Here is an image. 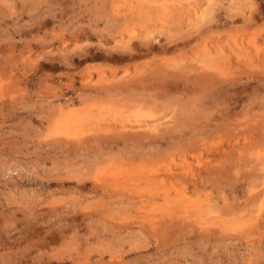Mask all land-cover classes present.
I'll use <instances>...</instances> for the list:
<instances>
[{"label": "rangeland", "instance_id": "374dc122", "mask_svg": "<svg viewBox=\"0 0 264 264\" xmlns=\"http://www.w3.org/2000/svg\"><path fill=\"white\" fill-rule=\"evenodd\" d=\"M263 220L264 0H0V264H264Z\"/></svg>", "mask_w": 264, "mask_h": 264}, {"label": "bare ground", "instance_id": "6f19581e", "mask_svg": "<svg viewBox=\"0 0 264 264\" xmlns=\"http://www.w3.org/2000/svg\"><path fill=\"white\" fill-rule=\"evenodd\" d=\"M240 1H241V0H240ZM245 2H246V1H245ZM241 3H242V2H241ZM248 3H250V2H248ZM133 6H134V5H133ZM250 6H251V5H250ZM144 7H146V6H144ZM136 8H137V7H136ZM154 10H155V9H154ZM117 12H118V11H117ZM119 12H120V11H119ZM256 15H257V14H256ZM143 19H144V18H143ZM143 19H142V20H143ZM248 19H249V18H248ZM172 20H173V19H172ZM198 22H200V21H198ZM119 23H120V22H119ZM130 24H131V23H130ZM120 25H121V24H120ZM127 25H128V24H127ZM204 25H205V24H204ZM205 26L207 27V25H205ZM202 30H203V29H202ZM200 32H201V31H200ZM194 33H195V32H194ZM176 43H177V41H176ZM181 43H182V42H181ZM131 44H132V43H131ZM124 45H125V44H124ZM160 45H161V44H160ZM146 46H147V45H146ZM146 46H145V47H146ZM88 47H89V46H88ZM163 47H164V46H163ZM119 48H120V47H119ZM176 48H177V47H176ZM117 51H118V50H117ZM119 52H121V51H119ZM141 53H142V52H141ZM113 54H114V53H113ZM134 55H135V54H134ZM140 55H141V54H140ZM109 57H110V56H109ZM115 57H116V56H115ZM115 57H114V58H115ZM173 77H174V76H173ZM140 80H141V79H140ZM138 81H139V80H138ZM160 81H161V80H160ZM150 86H151V85H150ZM173 90H174V89H173ZM86 115H87V114H86ZM85 117H86V116H85ZM193 177H194V176H193ZM149 180H150V179H149ZM148 185H150V184H148ZM148 185H147V186H148ZM150 186H151V185H150ZM153 189H155V188L153 187ZM153 189H152V191H153ZM157 191H158V190H157ZM174 191H175V190H174ZM177 191H178V190H177ZM155 194H156V193H155ZM157 195H158V194H157ZM157 195H156V196H157ZM148 196H149V195H148ZM161 196H162V195H161ZM163 196H164V195H163ZM168 200H169V199H168ZM156 201H157V200H156ZM162 201H163V200H162ZM153 202H154V201H153ZM166 204H167V203H166ZM169 205H170V204H169ZM177 205H178V204H177ZM263 221H264V220H263ZM262 224H263V223H262Z\"/></svg>", "mask_w": 264, "mask_h": 264}]
</instances>
